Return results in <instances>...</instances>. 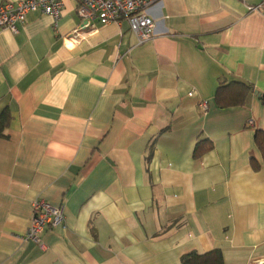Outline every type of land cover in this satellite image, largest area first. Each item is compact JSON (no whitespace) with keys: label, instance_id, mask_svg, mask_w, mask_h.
Instances as JSON below:
<instances>
[{"label":"crops","instance_id":"1","mask_svg":"<svg viewBox=\"0 0 264 264\" xmlns=\"http://www.w3.org/2000/svg\"><path fill=\"white\" fill-rule=\"evenodd\" d=\"M147 13L142 44L124 19L74 43V0L56 22L32 11L0 31V264L264 258V0H160ZM235 80L252 86L244 102L219 105ZM36 198L64 209L43 247L19 238Z\"/></svg>","mask_w":264,"mask_h":264},{"label":"built area","instance_id":"2","mask_svg":"<svg viewBox=\"0 0 264 264\" xmlns=\"http://www.w3.org/2000/svg\"><path fill=\"white\" fill-rule=\"evenodd\" d=\"M80 18L78 27L69 38L76 43L82 39L85 30H91L96 23L105 25L111 22L126 20L138 44H142L154 35L155 24L148 15L147 9L160 0H74ZM251 7L252 9L258 8ZM63 8V0H15L0 1V31H18V26L26 21L32 11H39L53 18L56 22ZM190 95L192 93H189ZM202 111H207L208 101L198 103ZM64 223L63 206H55L41 198L32 202L30 225L21 240H31L41 247V234L46 228H54ZM248 264H264V258L251 260Z\"/></svg>","mask_w":264,"mask_h":264},{"label":"trees","instance_id":"3","mask_svg":"<svg viewBox=\"0 0 264 264\" xmlns=\"http://www.w3.org/2000/svg\"><path fill=\"white\" fill-rule=\"evenodd\" d=\"M251 89L250 84L238 80L226 84L220 83L215 92V100L221 106L241 105ZM10 120L9 109L4 108L0 113V137L5 136L4 130L8 127ZM254 139L264 161V131L257 129ZM181 262L182 264H221L222 257L219 251L213 250L205 254H186L182 257Z\"/></svg>","mask_w":264,"mask_h":264}]
</instances>
